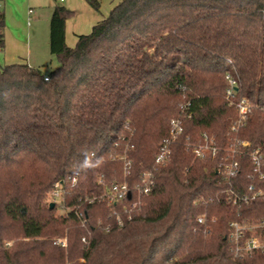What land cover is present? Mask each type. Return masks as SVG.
Returning <instances> with one entry per match:
<instances>
[{
    "label": "trees",
    "instance_id": "obj_1",
    "mask_svg": "<svg viewBox=\"0 0 264 264\" xmlns=\"http://www.w3.org/2000/svg\"><path fill=\"white\" fill-rule=\"evenodd\" d=\"M87 1L100 9V0ZM72 15L53 8L54 69L0 64V264H264V250L236 256L229 240L231 222L264 217V199L236 205L227 194L264 180L245 154L235 177L219 171L235 137L264 152V0H120L69 47ZM4 27L0 11V49ZM227 75L237 79L236 99L254 104L235 135ZM184 112L190 117L170 159L155 165L171 119ZM204 135L219 147L217 157L186 149V137L199 143ZM145 170L155 185L132 218L97 228L109 208L84 201L101 192L100 175L134 185ZM74 175L66 204L81 198L87 228L47 199L56 181ZM64 237L66 247L54 243Z\"/></svg>",
    "mask_w": 264,
    "mask_h": 264
},
{
    "label": "built area",
    "instance_id": "obj_2",
    "mask_svg": "<svg viewBox=\"0 0 264 264\" xmlns=\"http://www.w3.org/2000/svg\"><path fill=\"white\" fill-rule=\"evenodd\" d=\"M64 1V0H60ZM33 10L30 9L29 12ZM228 86L226 89V99L229 105H233L237 110V119L231 126V132L237 134L242 126L245 125L248 115L252 112L254 104L249 98L243 97L236 99V87L238 85L237 79L231 75H227ZM49 76L45 75V80H48ZM190 117L185 112L177 117H174L170 121V133L160 146L158 153L155 157V165H165L172 154L173 142H175L179 136L184 133V119ZM186 149L191 151L194 158H205L208 156L217 157L219 153V147L216 146L213 137L204 135L202 142L192 143L189 141V137H186L185 143ZM133 148V145H130ZM251 148V142L247 140L240 141L237 137L225 148L228 157L223 158L220 162L219 171L227 178L231 179L235 177L240 169V161L237 156L246 155L258 178L264 180V152L261 147ZM124 161V175L130 174L129 164L130 161L126 160V157H121ZM78 176H69L67 179H61L54 183L52 189L49 192L48 203H53L57 208L62 209L63 215L73 213L79 220L81 226L87 228L88 219L83 213V203H94L95 201H102L109 208V215L104 219L98 218L96 221V227L104 231H110L112 225L122 226L124 224V216L129 220L133 216V210L136 209L143 197L149 195L155 185V174L152 170L142 171L139 177V181L134 185H131L129 181H115L108 182L105 176L102 174L98 178V183L102 186L101 192L91 197H87L84 202L81 198L77 204H66V198L70 194L72 186L77 183ZM131 196L128 197V194ZM230 201L236 205L249 204L259 199H264V186H257L250 184L245 192L238 193L233 188L227 190ZM205 221V216L198 217V222ZM231 232L229 234V240L231 242V248L236 256H243L253 252L254 250H264V238L257 236V231H264V217L257 221H233L230 223ZM246 232H251L249 236H245ZM91 231L88 230V234L83 235L81 240L85 245L89 244ZM55 244L62 247H66V237L56 238ZM10 245V242L7 243Z\"/></svg>",
    "mask_w": 264,
    "mask_h": 264
},
{
    "label": "crops",
    "instance_id": "obj_3",
    "mask_svg": "<svg viewBox=\"0 0 264 264\" xmlns=\"http://www.w3.org/2000/svg\"><path fill=\"white\" fill-rule=\"evenodd\" d=\"M119 2L100 0V9L96 10L87 0L62 1L73 12L65 23L66 44L74 47L79 36L91 33ZM55 5L52 0H0V11L5 17L0 64L19 63L38 68L52 62L50 18ZM30 9L33 11L29 12ZM56 66H51V70Z\"/></svg>",
    "mask_w": 264,
    "mask_h": 264
},
{
    "label": "rangeland",
    "instance_id": "obj_4",
    "mask_svg": "<svg viewBox=\"0 0 264 264\" xmlns=\"http://www.w3.org/2000/svg\"><path fill=\"white\" fill-rule=\"evenodd\" d=\"M52 1H54V3L55 4H63L62 3V1H60V0H52ZM51 63H52V65H51V63H48V65H46V66H42V67H38V68H41V69H43V72H48V71H50L51 70V66H56V65H58V60H57V56H51ZM48 197H49V194H48V196H47V199H48ZM56 207V213L57 214H62V212H63V210L62 209H59V208H57V206H55Z\"/></svg>",
    "mask_w": 264,
    "mask_h": 264
},
{
    "label": "water",
    "instance_id": "obj_5",
    "mask_svg": "<svg viewBox=\"0 0 264 264\" xmlns=\"http://www.w3.org/2000/svg\"><path fill=\"white\" fill-rule=\"evenodd\" d=\"M131 196V193L128 194V197ZM50 207L53 208L54 207V204L53 203H50Z\"/></svg>",
    "mask_w": 264,
    "mask_h": 264
}]
</instances>
